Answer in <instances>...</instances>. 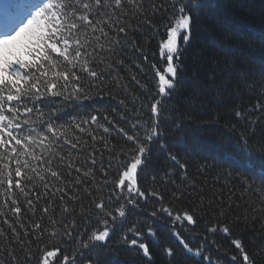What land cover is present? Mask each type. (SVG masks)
I'll use <instances>...</instances> for the list:
<instances>
[{
  "label": "snow or ice",
  "instance_id": "1",
  "mask_svg": "<svg viewBox=\"0 0 264 264\" xmlns=\"http://www.w3.org/2000/svg\"><path fill=\"white\" fill-rule=\"evenodd\" d=\"M209 6L210 0H167V7L151 4L149 14L145 0H19L18 14L0 24V223L7 225V230L0 227V237L14 238L8 246L0 245V256L12 258L10 262L0 259V264H19L12 244L37 245L34 253L31 247L23 248L27 264H78L84 250L96 257L87 264H104L111 235L126 223L122 241L128 248L139 250L146 264H152L150 247L141 237L161 235L156 226L161 219H166L167 224L159 227L177 242L187 264H220L219 257L214 262L206 254L207 244H192L178 230V226L187 225L195 231L201 222L208 243L218 248V234L230 241L236 253L231 256V264H255V255L247 251L240 238H234L231 222L223 219L224 212H219L215 219H198L196 209H174L160 190L144 188L140 183L153 146L167 151L161 129L164 114L169 111L165 102L176 91L182 48L192 38L194 20ZM129 8L135 11L130 12ZM161 10L170 12L165 24L167 38L159 42L160 59L151 62L144 49L128 39L129 32L139 31L141 24L133 25L126 18L141 19L142 24L155 30L149 15ZM129 47L140 53V60L148 63L154 74L151 85L135 75L131 77L142 90L136 98L139 107L129 110L135 119L122 111L119 120H115L111 113L117 109L112 108L111 113L96 109V114H89L86 119L57 123L60 108L54 98L82 102L111 96L102 86L114 74L117 86H121L118 73L125 64L122 54ZM219 47L226 56L237 52L223 41ZM135 67L142 71L141 63ZM208 79L219 95L215 73L210 72ZM240 79L247 88L255 87L246 73L241 72ZM221 86L226 87V82ZM201 88L199 82L193 85L194 97ZM259 92L264 96V84ZM119 103L125 105L124 100ZM253 111L264 112V103L258 100L246 111L237 109L234 114L247 119V113ZM69 129H73L71 137L66 134ZM97 129L109 135L115 130L123 136L127 147L115 151L111 141L99 135ZM97 142L109 153L107 167L100 166L104 180L97 191H106L99 200L92 189L96 183V154L102 155ZM169 158L177 161L171 153ZM179 167L186 169L183 164ZM112 169L116 170L115 179L110 175ZM81 193L92 197L94 208L87 217L80 214L91 227L78 231L71 205L82 199ZM183 195L173 191L169 199L179 201ZM150 200L155 205L151 210ZM130 217L143 220L129 222ZM145 223L146 231H142ZM73 243L76 250L70 253L64 246ZM162 247L166 264H172L173 246Z\"/></svg>",
  "mask_w": 264,
  "mask_h": 264
},
{
  "label": "trees",
  "instance_id": "2",
  "mask_svg": "<svg viewBox=\"0 0 264 264\" xmlns=\"http://www.w3.org/2000/svg\"><path fill=\"white\" fill-rule=\"evenodd\" d=\"M0 3L2 18L9 20L15 16L13 12L18 10L19 0H0ZM151 4H163L167 7V0H145L149 14ZM129 11L135 10L129 8ZM169 15L170 12L163 10L149 15L152 25L156 26L155 30L142 24L141 19L131 16L126 18L133 25L141 24L139 31L129 32L128 39L135 40L151 62L160 59L159 42L167 38L165 24L168 23ZM194 23L195 31L188 45L183 46L182 39L179 41L183 46L182 67L179 70L176 91L165 102L169 111L164 114L161 129L167 151L153 146L140 183L144 188L160 190L174 209H196L195 215L198 219H215L219 212H224L223 219L231 222L234 238H240L247 251L255 255V264H264V251H260L264 248V112H248L247 119H239L234 114V110L246 111L258 100L264 103V96L259 92L264 84V37L261 35L264 34V0H210V6L201 12ZM221 41L234 46L237 52L226 56L219 47ZM122 56L125 58V64L118 73L121 86H117L114 74L102 86L111 96L82 102L54 98L56 106L60 108L57 123L64 124L74 118L86 119L89 114H96V109L111 113L112 108H116L117 112L111 113V117L119 120V112H129L139 107L136 98L141 95L142 90L131 77L135 75L142 82L151 85L154 83V74L148 63L140 60V53H134L130 47L125 49ZM136 63L142 64V71L135 67ZM210 72L215 73V84L220 87L219 95L210 86ZM241 72L247 74V80L255 87L249 89L242 83ZM196 82H199L202 88L200 94L194 97L193 85ZM222 82H226L227 86L222 87ZM84 83L87 84V79ZM122 85H127V89ZM120 100H124L127 107L121 105ZM129 118L135 119L130 112ZM253 121L255 123H252ZM120 123L129 127L125 121ZM72 131L73 129H69L66 134L71 137ZM97 133L105 135L115 146V151L127 147L123 136L115 130L110 135L103 133L102 129H97ZM77 135L81 134L77 132ZM84 138L90 141V137L85 135ZM96 146L101 149L102 155L96 154V183L92 185V189L95 198L99 200L106 191H97L104 180L100 166L103 164L107 167L109 153L102 143L97 142ZM72 151L75 153L77 150ZM169 153L177 157L176 162L169 158ZM64 154L67 155V151ZM112 155H115V152ZM180 164L185 165L186 169L180 168ZM115 171H110L113 179ZM173 191L184 195L179 201L171 200L169 197ZM81 196L82 199L78 203L71 205L75 209L78 231L91 227L80 214L87 217L89 210L94 208L92 197L85 193H81ZM154 206V202L150 200L149 210ZM136 219L143 220V217H130L129 222ZM44 223H47L46 219ZM166 224V219L156 222L157 231L161 235L153 238L145 234L141 237L150 247L152 264H166L162 245L173 246L175 256L172 258V264H187L177 242L166 230L159 227ZM0 227L7 230L5 224L0 223ZM127 227L128 223L114 230L103 257L104 264H146L139 250L128 248L122 241L121 237ZM146 227L147 223L142 231H146ZM192 227L178 226V230L192 244H207L206 254L211 255L214 262L219 257L220 264H231V256L236 253L229 240L218 234L215 238L216 244L219 245L217 248L204 240L202 222L195 226V231ZM11 239L14 238L10 235L7 239L0 237V245L8 246ZM44 239L47 241L49 237L45 236ZM25 246L31 247L33 253L36 251V244L11 245L15 248L19 264H27L23 251ZM64 247L70 253L76 250L74 243ZM95 258L94 253L89 254L84 250L78 264H87L89 259ZM0 259L10 262L12 258L5 255L0 256Z\"/></svg>",
  "mask_w": 264,
  "mask_h": 264
},
{
  "label": "rangeland",
  "instance_id": "3",
  "mask_svg": "<svg viewBox=\"0 0 264 264\" xmlns=\"http://www.w3.org/2000/svg\"><path fill=\"white\" fill-rule=\"evenodd\" d=\"M0 6H1V4H0ZM18 12H19V10H17V11H14L13 13L16 15V14H18ZM1 18V17H0ZM3 20L2 19H0V22H2Z\"/></svg>",
  "mask_w": 264,
  "mask_h": 264
}]
</instances>
